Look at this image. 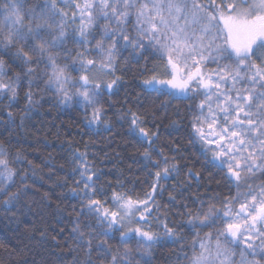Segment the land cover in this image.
<instances>
[{
  "label": "snow or ice",
  "instance_id": "obj_1",
  "mask_svg": "<svg viewBox=\"0 0 264 264\" xmlns=\"http://www.w3.org/2000/svg\"><path fill=\"white\" fill-rule=\"evenodd\" d=\"M137 88L136 103L141 94L192 101L191 143L227 192L203 183L178 143L165 152L162 137L180 131L185 118L177 110L168 131L157 111H133L127 90ZM121 92L128 98L116 121L139 146L131 158L146 187L137 195L126 190L131 180H106L94 143L81 149L68 141L72 180L60 186L76 204L55 210L54 264H155L167 244L180 250L166 264H264V0H0L5 133L50 103L81 111L84 134L99 136L112 131L108 110ZM100 151L113 158L106 147ZM17 163L31 168L0 141L5 215L30 207V177ZM165 196L171 208L158 202ZM185 230L194 237L187 249Z\"/></svg>",
  "mask_w": 264,
  "mask_h": 264
},
{
  "label": "trees",
  "instance_id": "obj_2",
  "mask_svg": "<svg viewBox=\"0 0 264 264\" xmlns=\"http://www.w3.org/2000/svg\"><path fill=\"white\" fill-rule=\"evenodd\" d=\"M143 64V61L141 62ZM134 69L139 65L133 64ZM210 68L215 65L210 64ZM126 79L131 80V74ZM132 95L129 98L128 106L133 111L150 108L158 112L161 122L168 131H171V121L177 119L175 113L180 111L182 119L180 121V131L174 132L172 135L165 134L162 137L161 144H168L165 152L175 144H179L180 155L184 157L193 170L198 171L202 175V182L210 185L213 190H222L227 192L228 189L223 187L221 181L219 187L217 180L220 176L217 169L208 165L205 160L201 148L198 144L191 143L189 135L190 129L187 125V116L189 112L188 105L192 103L186 98L173 99L171 97L151 96L144 98L141 94L139 103H136L137 97L135 93H139L140 89L127 90ZM126 97L125 92H121L119 96L112 97L115 102V108L108 110V119L112 122L113 128L110 132H102L101 135H86V129L81 124L82 112L70 111L64 108L53 107L50 103H43L38 112H34L29 120L22 127L12 130L11 134L5 133L0 128V141L4 143L7 151L10 153L20 152L27 157V161H31V168L27 163L16 167L23 168L28 172V184L30 185L27 196V203L30 207H26L21 211H17L15 216L11 213L8 215L0 212V264H54L55 256L53 255V247L51 242L50 230L56 226L55 210L59 205L66 211H71V207L76 204L75 200L64 198L66 188L60 185L67 181L71 183L72 177L69 175L71 165L68 153L67 142L71 141L77 144L81 149L85 143H94L92 149L99 156L97 164L107 175L106 180L113 183L123 178L124 182L131 180L132 183L127 184V189H134L137 195H142V190L146 187L143 184L145 174L140 170L138 164H134L132 156L136 154L137 147H132L133 141L127 135L126 126L122 127L116 121L115 111L123 106ZM167 102L168 107L162 109V103ZM23 107V103L15 109L19 112ZM107 107V105H105ZM107 148L112 159H107L100 151L101 148ZM115 152L120 153V158H115ZM36 175L32 176V170ZM215 177V179H212ZM183 175L181 179H183ZM169 188V185H165ZM193 193L198 189L193 188ZM201 194L205 193L204 189H199ZM165 207L171 208L165 199L158 201ZM175 211V209H172ZM48 229V239L41 236V231ZM184 239L181 245L187 249L194 237L185 230L183 232ZM180 246L176 244H167L159 248L155 264H166L165 257L179 252Z\"/></svg>",
  "mask_w": 264,
  "mask_h": 264
}]
</instances>
